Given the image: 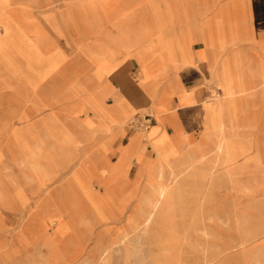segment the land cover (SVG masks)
Instances as JSON below:
<instances>
[{
  "label": "crops",
  "instance_id": "1",
  "mask_svg": "<svg viewBox=\"0 0 264 264\" xmlns=\"http://www.w3.org/2000/svg\"><path fill=\"white\" fill-rule=\"evenodd\" d=\"M259 4L264 9V0ZM167 41L177 48L175 59L169 58ZM199 43L192 48L171 35L149 55H98L107 59L108 75L94 65L82 76L60 80L70 86L58 88L57 101L46 106L53 117L40 127L54 142L51 154L37 163L40 186L50 188L45 210L78 213L79 227L101 228L104 243H144L155 261H161L159 245L165 243L166 264H264V139L248 124L222 129L194 124L201 101L209 102L207 85L215 84L219 96L229 99L232 69L238 67L224 49L208 44L207 36ZM239 51L252 53L243 62L255 61L253 44ZM34 62L27 63L30 69ZM250 64H242L248 69L244 78L250 81L256 70L264 86V64ZM134 68L137 82L129 75ZM221 68L223 90L216 79ZM142 93L155 101L150 109L155 122L146 138L173 149L166 160L126 127L130 102ZM220 133L229 139L223 141ZM227 147L234 154L218 150ZM160 185L167 187L166 220L154 211L146 223L144 200L157 197ZM62 224L78 225L68 215ZM87 236L69 242L83 244Z\"/></svg>",
  "mask_w": 264,
  "mask_h": 264
},
{
  "label": "rangeland",
  "instance_id": "2",
  "mask_svg": "<svg viewBox=\"0 0 264 264\" xmlns=\"http://www.w3.org/2000/svg\"><path fill=\"white\" fill-rule=\"evenodd\" d=\"M239 1L245 3L235 4L232 0H0V264H166L165 243L159 245L160 252L164 253L160 254L161 261H155L144 243H104L99 234L101 228L92 227L86 233L79 227L78 213L45 210L50 188L40 186L38 173L32 167L39 158L45 160L51 154L54 142L53 136H47L40 127L46 117L47 122L53 117L46 106L57 101L58 88L70 86L60 80L82 76L94 65L97 71L99 68L110 74L112 69L108 68L107 59L98 55H149L161 50L165 38L171 35L181 44L190 43L192 48H198L199 39L207 36L208 44L224 49L238 67L232 69L229 99L226 94L219 96L221 92L215 84L207 85L209 102L201 101L193 117L194 124L204 126L201 128L214 127L221 121V111L210 116L207 108L218 100H233L226 125L248 124L264 139L262 77L251 70L253 79H245L248 69L242 66L250 62L264 64V14H261L264 9L259 4L262 0ZM246 44L255 47L254 62L251 58L243 62L252 54L239 51ZM165 46L169 58L175 59L177 48L168 41ZM24 59L36 61V67L30 66V69ZM129 75L137 82L136 68ZM222 77L221 68L216 79L223 90ZM154 102L153 97L143 93L132 100L126 127L140 134L162 160L163 140L146 138V131L155 122L156 115L150 112ZM135 110L139 113L134 115ZM147 147V154L151 155V148ZM166 192L161 197L154 196L155 206L146 223L154 217V211L159 220H166ZM55 201L54 198L49 202ZM67 215L74 218L76 228L68 229L62 224ZM83 234L88 235V242H69V238L78 240Z\"/></svg>",
  "mask_w": 264,
  "mask_h": 264
},
{
  "label": "bare ground",
  "instance_id": "3",
  "mask_svg": "<svg viewBox=\"0 0 264 264\" xmlns=\"http://www.w3.org/2000/svg\"><path fill=\"white\" fill-rule=\"evenodd\" d=\"M90 4V3H89ZM88 4V5H89ZM85 5V4H84ZM85 7V6H84ZM92 7V6H91ZM87 8H88V6H87ZM84 9V8H83ZM93 10V9H92ZM86 17V16H85ZM98 19V18H97ZM98 71L99 72H102L99 68H98ZM261 76H264V74H262V72H261V74H260ZM218 110H220L221 111V116H222V118H221V121H220V123H218V124H216L215 126H214V128H216V129H222L223 127H225V125L228 123V121H227V118L229 117V115H231V101H223V100H218L216 103H214V104H212V105H210L208 108H207V111H208V114L210 115V116H213L214 114H216V112H218ZM206 114V113H205ZM204 114V115H205ZM203 115V116H204ZM202 116V117H203ZM225 116H226V120H225ZM202 119V118H201ZM203 121H205V120H203ZM202 121V122H203ZM210 121V120H209ZM197 124V123H196ZM204 124V123H203ZM205 125V124H204ZM199 126H201V125H199ZM201 127H204V126H201ZM230 128V127H229ZM151 129V128H150ZM149 129V130H150ZM148 130V131H149ZM148 131H146V132H148ZM214 131V130H213ZM224 131V130H223ZM224 133V132H223ZM223 133H220V136H221V138H222V140L224 141H226V140H228L229 139V137H226V136H223ZM199 134H201V133H199ZM217 134V133H216ZM201 136V135H200ZM200 136H198V137H200ZM217 137H215V139H216ZM169 141V140H168ZM167 141V142H168ZM240 141V140H239ZM231 142V141H230ZM233 142V141H232ZM164 143H166V142H164ZM207 143V142H206ZM234 143V142H233ZM236 144V143H235ZM246 144H247V142H246ZM254 144V143H253ZM165 145V144H164ZM164 145H163V143H161L160 144V147H163L164 148V155H163V158H162V160H166L167 159V157H169L171 154H172V152H173V149L172 148H166V147H164ZM191 145V144H190ZM195 145V144H194ZM43 146V145H42ZM242 147V146H241ZM244 147V146H243ZM252 147V146H251ZM208 149V148H207ZM35 150H36V148H35ZM219 151H223V154H225V155H230V154H234V151H235V149H232V148H230V147H227V148H219L218 149ZM238 151V150H237ZM187 153V152H186ZM38 154V153H37ZM187 155H189V154H187ZM34 158H36L35 156H33ZM38 158V157H37ZM185 158V157H184ZM206 158V157H205ZM24 159V158H23ZM22 159V160H23ZM235 159V158H234ZM39 160V159H38ZM206 160V159H205ZM181 161V160H180ZM194 161H195V159H194ZM241 161H243V160H241ZM178 162V161H177ZM216 162V161H215ZM222 162V161H221ZM171 163H172V161H171ZM27 164V163H26ZM30 164V163H29ZM235 166V165H234ZM176 167V166H175ZM241 167V166H240ZM33 169V172H35V173H40V169H39V166H37V165H35V166H33L32 167ZM154 168V167H153ZM224 168V167H223ZM160 170H162V167H161V169ZM203 170V169H202ZM220 170V169H219ZM166 171V170H165ZM30 172V171H29ZM42 172V171H41ZM161 172V171H160ZM148 173H151L150 171L148 172ZM159 173V172H158ZM217 173V172H216ZM231 173V172H230ZM238 173V172H237ZM190 175V174H189ZM156 176V175H155ZM158 176V175H157ZM184 176H187V175H184ZM169 177V176H168ZM210 177V176H209ZM187 178H189V177H187ZM161 178H159V180H160ZM230 179H231V177H230ZM210 181V180H209ZM175 184H176V181H175ZM175 184H173V185H175ZM146 185V184H145ZM167 190V187H166V185H160V186H158V188H157V190H154V193H158V196H163L164 195V193H165V191ZM153 191V190H152ZM156 191V192H155ZM226 192V191H225ZM95 195V194H94ZM2 196V195H1ZM154 196L155 195H152V194H149L146 198H145V200H144V204H145V207L147 208V211H144L143 212V219L145 220V221H147L148 220V218H149V216L151 215V210L154 208V206H155V201H154ZM97 197V196H96ZM98 198V197H97ZM179 198H180V196H179ZM2 199V198H1ZM4 199V198H3ZM182 200V199H181ZM1 201V200H0ZM98 201V200H97ZM138 204V203H137ZM143 204V205H144ZM98 214V217H99V219H102V217H101V215H99V213H97ZM76 217V216H75ZM249 229V228H248ZM250 233V232H249ZM41 238V237H40ZM169 238V237H168ZM37 240V239H36ZM40 242V241H39ZM175 242V241H174ZM34 243V242H33ZM31 244V243H30ZM35 245V244H34ZM162 247H164V246H162ZM36 253V252H35ZM34 253V254H35ZM162 254H164V253H162ZM36 256V255H35ZM38 258V257H37ZM33 260V259H32ZM40 261V260H39Z\"/></svg>",
  "mask_w": 264,
  "mask_h": 264
},
{
  "label": "built area",
  "instance_id": "4",
  "mask_svg": "<svg viewBox=\"0 0 264 264\" xmlns=\"http://www.w3.org/2000/svg\"><path fill=\"white\" fill-rule=\"evenodd\" d=\"M147 122H149V120Z\"/></svg>",
  "mask_w": 264,
  "mask_h": 264
}]
</instances>
